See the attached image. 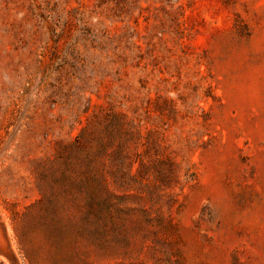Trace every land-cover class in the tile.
Instances as JSON below:
<instances>
[{"label":"rangeland","instance_id":"1","mask_svg":"<svg viewBox=\"0 0 264 264\" xmlns=\"http://www.w3.org/2000/svg\"><path fill=\"white\" fill-rule=\"evenodd\" d=\"M0 264H264V0H0Z\"/></svg>","mask_w":264,"mask_h":264}]
</instances>
